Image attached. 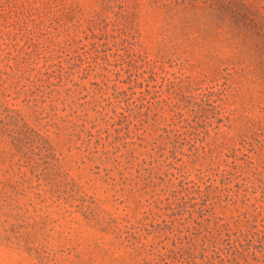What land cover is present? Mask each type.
Returning a JSON list of instances; mask_svg holds the SVG:
<instances>
[{
  "label": "rangeland",
  "instance_id": "1",
  "mask_svg": "<svg viewBox=\"0 0 264 264\" xmlns=\"http://www.w3.org/2000/svg\"><path fill=\"white\" fill-rule=\"evenodd\" d=\"M0 264H264V0H0Z\"/></svg>",
  "mask_w": 264,
  "mask_h": 264
}]
</instances>
